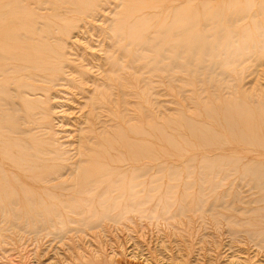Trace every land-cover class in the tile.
Instances as JSON below:
<instances>
[{"label":"rangeland","instance_id":"obj_1","mask_svg":"<svg viewBox=\"0 0 264 264\" xmlns=\"http://www.w3.org/2000/svg\"><path fill=\"white\" fill-rule=\"evenodd\" d=\"M0 264H264V0H0Z\"/></svg>","mask_w":264,"mask_h":264}]
</instances>
